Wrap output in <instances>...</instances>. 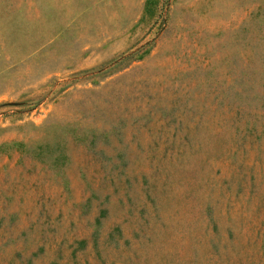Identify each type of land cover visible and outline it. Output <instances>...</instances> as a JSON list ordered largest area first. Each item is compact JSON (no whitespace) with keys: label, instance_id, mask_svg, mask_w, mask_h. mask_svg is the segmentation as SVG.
I'll list each match as a JSON object with an SVG mask.
<instances>
[{"label":"rangeland","instance_id":"374dc122","mask_svg":"<svg viewBox=\"0 0 264 264\" xmlns=\"http://www.w3.org/2000/svg\"><path fill=\"white\" fill-rule=\"evenodd\" d=\"M0 264H264V0H0Z\"/></svg>","mask_w":264,"mask_h":264},{"label":"trees","instance_id":"16d2710c","mask_svg":"<svg viewBox=\"0 0 264 264\" xmlns=\"http://www.w3.org/2000/svg\"><path fill=\"white\" fill-rule=\"evenodd\" d=\"M149 2H150V0H148V4H149ZM209 221L211 223L210 229H211L212 233H211V236L209 238L208 237L206 238L204 236L203 241H205V242L207 241L208 246H209V248L207 250L209 251L210 255H218L219 256L221 250L223 251V250L228 249L227 243H232L231 242L232 230L230 228H226V230H225L226 237L224 238L225 241H223V243L220 245V241L222 240L223 237H222V235L217 234V223H215V221L212 218H209ZM116 230H118V229H116ZM91 236H92V238H94L92 241L93 246L97 247V229L94 230V232H92ZM109 236H112V232L109 233ZM229 239H230V241H228ZM82 241L83 240H81V242ZM83 248H81V249H83ZM75 257H76V253H75V250L73 249V250H71L70 258L75 259ZM209 260L211 261L212 259H209Z\"/></svg>","mask_w":264,"mask_h":264}]
</instances>
